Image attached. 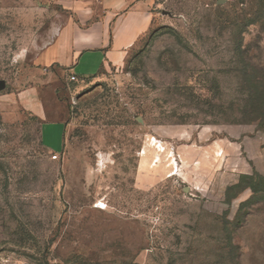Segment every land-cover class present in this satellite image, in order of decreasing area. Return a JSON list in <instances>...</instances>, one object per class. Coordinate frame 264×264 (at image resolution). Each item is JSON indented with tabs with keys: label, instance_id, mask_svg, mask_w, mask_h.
Here are the masks:
<instances>
[{
	"label": "rangeland",
	"instance_id": "1",
	"mask_svg": "<svg viewBox=\"0 0 264 264\" xmlns=\"http://www.w3.org/2000/svg\"><path fill=\"white\" fill-rule=\"evenodd\" d=\"M132 10L121 66L36 64L58 28L107 47ZM239 47L264 66V0H0V264H264ZM50 85L68 130L20 104Z\"/></svg>",
	"mask_w": 264,
	"mask_h": 264
},
{
	"label": "crops",
	"instance_id": "2",
	"mask_svg": "<svg viewBox=\"0 0 264 264\" xmlns=\"http://www.w3.org/2000/svg\"><path fill=\"white\" fill-rule=\"evenodd\" d=\"M134 10L130 11L127 17L116 27L117 35L107 47L103 45L96 46L97 41L94 37L85 35L82 31H80V34L74 35L73 31L66 26L58 28L52 45L48 47L41 58L37 59L36 64L38 62V65L42 66L58 64L66 71L72 72L76 68L84 75H87V78L96 76L107 64L121 66L127 56L126 50L133 43L131 36L137 34L138 37L143 33L140 25L144 16L141 12ZM95 52L96 55H93ZM43 58L47 62L42 61ZM95 59H100L98 68L95 65ZM84 63H87V67H82ZM18 99L20 104L33 116L37 117L42 124L66 123L65 109L56 98L55 91L51 85L24 89L18 93ZM65 126L68 130L67 123Z\"/></svg>",
	"mask_w": 264,
	"mask_h": 264
},
{
	"label": "trees",
	"instance_id": "3",
	"mask_svg": "<svg viewBox=\"0 0 264 264\" xmlns=\"http://www.w3.org/2000/svg\"><path fill=\"white\" fill-rule=\"evenodd\" d=\"M239 50H241V75L244 82L250 85L249 97L253 99L250 106L253 121L264 122V66L250 62L249 50H242L241 47Z\"/></svg>",
	"mask_w": 264,
	"mask_h": 264
},
{
	"label": "built area",
	"instance_id": "4",
	"mask_svg": "<svg viewBox=\"0 0 264 264\" xmlns=\"http://www.w3.org/2000/svg\"><path fill=\"white\" fill-rule=\"evenodd\" d=\"M71 80H72V81H77V77H76L75 75H72V76H71Z\"/></svg>",
	"mask_w": 264,
	"mask_h": 264
}]
</instances>
